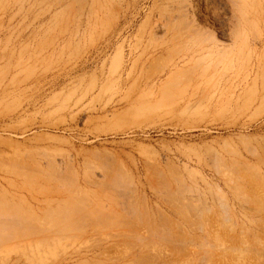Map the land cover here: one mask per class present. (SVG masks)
I'll use <instances>...</instances> for the list:
<instances>
[{"label": "rangeland", "instance_id": "rangeland-1", "mask_svg": "<svg viewBox=\"0 0 264 264\" xmlns=\"http://www.w3.org/2000/svg\"><path fill=\"white\" fill-rule=\"evenodd\" d=\"M0 264H264V0H0Z\"/></svg>", "mask_w": 264, "mask_h": 264}, {"label": "bare ground", "instance_id": "bare-ground-1", "mask_svg": "<svg viewBox=\"0 0 264 264\" xmlns=\"http://www.w3.org/2000/svg\"><path fill=\"white\" fill-rule=\"evenodd\" d=\"M196 47V46H195ZM199 48V47H198ZM196 52H198V50L196 51Z\"/></svg>", "mask_w": 264, "mask_h": 264}]
</instances>
